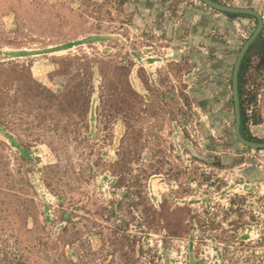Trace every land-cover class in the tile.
<instances>
[{
  "label": "rangeland",
  "instance_id": "rangeland-1",
  "mask_svg": "<svg viewBox=\"0 0 264 264\" xmlns=\"http://www.w3.org/2000/svg\"><path fill=\"white\" fill-rule=\"evenodd\" d=\"M210 1L262 18L238 88L264 144V0ZM257 23L0 0V264H264V149L232 92Z\"/></svg>",
  "mask_w": 264,
  "mask_h": 264
},
{
  "label": "water",
  "instance_id": "water-1",
  "mask_svg": "<svg viewBox=\"0 0 264 264\" xmlns=\"http://www.w3.org/2000/svg\"><path fill=\"white\" fill-rule=\"evenodd\" d=\"M203 4L209 6L210 8H213L215 10L226 12V13H234V14H249L257 18V27L252 34V36L249 38V40L244 44L242 49L240 50L237 60L234 64L233 69V76H232V92H233V102H234V111H235V136L237 140L244 146L252 148V149H264V144H255L246 141L240 134V106H239V98H238V71L239 66L241 63V60L247 50V48L250 46V44L255 40V38L258 36L261 28H262V18L261 16L249 9H237V8H229L225 6H221L219 4H216L210 0H199Z\"/></svg>",
  "mask_w": 264,
  "mask_h": 264
},
{
  "label": "trees",
  "instance_id": "trees-1",
  "mask_svg": "<svg viewBox=\"0 0 264 264\" xmlns=\"http://www.w3.org/2000/svg\"><path fill=\"white\" fill-rule=\"evenodd\" d=\"M226 15H233V14H226ZM241 67H242V64L240 65V69H239V74H238V84H239V82H240ZM238 92H239V102H240V105H241V104H242V101H241V92H240V88H238ZM240 112H241V108H240Z\"/></svg>",
  "mask_w": 264,
  "mask_h": 264
}]
</instances>
